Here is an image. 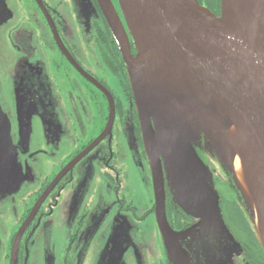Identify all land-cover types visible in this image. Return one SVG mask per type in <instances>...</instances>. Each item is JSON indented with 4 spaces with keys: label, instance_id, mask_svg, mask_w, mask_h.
I'll list each match as a JSON object with an SVG mask.
<instances>
[{
    "label": "water",
    "instance_id": "water-1",
    "mask_svg": "<svg viewBox=\"0 0 264 264\" xmlns=\"http://www.w3.org/2000/svg\"><path fill=\"white\" fill-rule=\"evenodd\" d=\"M118 1L127 32L110 0L99 3L118 43L138 110L154 182L155 219L169 263L192 264V258L200 263V250L205 251L195 228L175 231L169 226L165 184L172 200L199 220L200 234L207 231L201 235L217 237L224 230L238 247L222 219L211 162L234 190L264 251L262 10L255 0H219V15L198 0ZM231 126L247 141L259 168L250 183L252 199L244 196L236 177ZM8 133L7 127L10 148ZM249 168L246 163L245 171ZM192 235L191 243L199 246L184 248L182 243Z\"/></svg>",
    "mask_w": 264,
    "mask_h": 264
},
{
    "label": "flooded vegetation",
    "instance_id": "flooded-vegetation-1",
    "mask_svg": "<svg viewBox=\"0 0 264 264\" xmlns=\"http://www.w3.org/2000/svg\"><path fill=\"white\" fill-rule=\"evenodd\" d=\"M198 2L219 15V0ZM58 3L72 5L73 0H58ZM90 3L92 10L89 13L86 10L83 16L75 14L77 30L72 34L69 24L61 22L47 0H0V154L7 153V135L4 134L7 127L10 148L22 149L19 157H31L33 152L39 154L42 146L52 147L54 140H50L47 127L44 128L41 147L39 139L31 140L25 147L27 138L21 144L18 138L23 131H27L29 118L47 116L54 106L63 107L65 127L74 129L80 126L77 120L80 114L86 123L89 122L92 133L78 149L63 154L47 173L38 172L36 184L21 182L15 191L9 192L8 182L0 171V264H32L35 258L30 252L35 246L36 231H44L45 235L52 233L49 231L50 224H45L60 211V207L56 211L58 205L68 201L74 169L95 147L105 150L107 155L101 165L116 188L122 186L121 170L117 166L122 150L137 154L140 163L151 170L138 110L118 43L99 0H90ZM114 9L127 32L120 8ZM128 38L130 52L135 56L137 50L131 37ZM84 52L90 53L85 66L81 58ZM40 128L43 132L41 125ZM198 152L205 161L204 155ZM213 180L224 224L238 243L237 251L227 252L232 264H264L263 249L234 205L238 203L234 190L224 177H213ZM21 185L25 186V191L19 193ZM121 202L137 223L151 216L155 219L153 199L141 215H136L134 206H129L124 200ZM165 214L169 226L175 231L198 228L199 220L186 214L172 200L166 184ZM83 217H74L73 227L62 235L65 237L64 244L53 250V259L49 264H82L86 248L84 242L78 243V240ZM155 227L160 235L156 222ZM194 235L182 243L184 248L193 244L194 247L199 246V243H191ZM159 237L162 251L150 264H170L163 239L161 235ZM213 248L218 258L225 259L216 244ZM200 256V263L192 258V264H207L203 250H200Z\"/></svg>",
    "mask_w": 264,
    "mask_h": 264
},
{
    "label": "rangeland",
    "instance_id": "rangeland-1",
    "mask_svg": "<svg viewBox=\"0 0 264 264\" xmlns=\"http://www.w3.org/2000/svg\"><path fill=\"white\" fill-rule=\"evenodd\" d=\"M47 1L48 6L50 5L56 10L61 22L69 24L68 29L72 34L77 30L74 22L75 14L83 16L86 10L88 13L92 10L90 0H73L72 5L60 4L58 0ZM110 2L113 7H119L118 0H110ZM89 56L90 53H82L81 58L84 66L88 65ZM1 58L2 53H0V60ZM62 108L54 106L47 116L40 115L37 118H29L27 131H23L21 138H18L21 139L20 144L22 141L26 142L25 137L27 138L25 147L29 146L31 140L39 139L41 147L45 137L44 128L47 127L46 132L50 140H54L52 147L42 146L43 149L39 154L33 152L31 157L28 155L26 158L18 156L22 149H17L15 146L7 148V153L0 154V168L8 182L9 192L15 191L21 182L36 184L38 172L47 173L63 154L78 149L79 145L92 134L89 122L86 123L80 114H78L77 120L81 127L76 126L74 129L65 127L66 115ZM40 125L43 127V132ZM61 136L62 138H60ZM106 155L105 150L97 146L77 164L74 169L72 187L68 188L70 189L68 201L60 203L56 208L57 211L60 207V211L52 215L45 224V226L50 224L49 231L52 233L45 235L44 231H36L35 246L30 252L35 258L32 264L52 262L53 250L64 244L65 237L63 238L62 235H66L73 227V219L76 215L84 216L78 240V243L84 242L86 248L82 264H150L154 263L155 256L161 254L162 245L160 235L155 227V222L157 226L156 219L151 216L137 223L133 214L126 212L121 202L124 200L129 206H134L137 209L136 215H141L152 199L155 204L151 170H147L146 166L140 163L141 160L137 154L129 152L127 149L122 150L117 158V166L121 170L119 177L122 186L116 188L105 175L101 165L102 159ZM212 167H215V171L212 172L213 177H223L220 169L213 162L210 163V168ZM24 191L25 186L21 185L19 193ZM15 198L18 199V197ZM234 205L246 219L240 204ZM247 224L249 226L248 222ZM194 231L205 251L204 256L207 258V264H232L227 252L229 250L237 251V245H233L232 240L223 232L224 230L217 237H210L213 233L201 235L207 232L204 229L201 234L199 228ZM212 243L216 244L225 259L218 258L213 251Z\"/></svg>",
    "mask_w": 264,
    "mask_h": 264
},
{
    "label": "bare ground",
    "instance_id": "bare-ground-1",
    "mask_svg": "<svg viewBox=\"0 0 264 264\" xmlns=\"http://www.w3.org/2000/svg\"><path fill=\"white\" fill-rule=\"evenodd\" d=\"M255 2L259 5L262 13L264 14V0H255ZM229 140L230 145L235 149L237 155L235 163L236 177L239 181L244 196L246 198L252 199L250 183L253 178H257V174L259 172L258 166L251 157V152L253 153V151L247 141L239 135L234 126H231L229 129ZM246 163L250 166V168L245 171Z\"/></svg>",
    "mask_w": 264,
    "mask_h": 264
},
{
    "label": "trees",
    "instance_id": "trees-1",
    "mask_svg": "<svg viewBox=\"0 0 264 264\" xmlns=\"http://www.w3.org/2000/svg\"><path fill=\"white\" fill-rule=\"evenodd\" d=\"M204 157V156H203Z\"/></svg>",
    "mask_w": 264,
    "mask_h": 264
}]
</instances>
